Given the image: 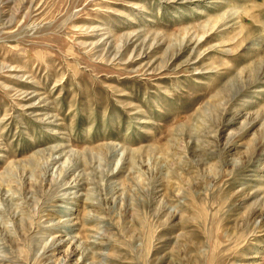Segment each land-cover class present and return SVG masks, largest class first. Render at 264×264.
<instances>
[{"label":"rangeland","instance_id":"rangeland-1","mask_svg":"<svg viewBox=\"0 0 264 264\" xmlns=\"http://www.w3.org/2000/svg\"><path fill=\"white\" fill-rule=\"evenodd\" d=\"M0 264H264V0H0Z\"/></svg>","mask_w":264,"mask_h":264},{"label":"bare ground","instance_id":"bare-ground-1","mask_svg":"<svg viewBox=\"0 0 264 264\" xmlns=\"http://www.w3.org/2000/svg\"><path fill=\"white\" fill-rule=\"evenodd\" d=\"M63 171H64V170L60 171L59 173L52 174L51 177H52L53 179H54V178H58V177H63V176H64V175H62V174H63Z\"/></svg>","mask_w":264,"mask_h":264}]
</instances>
